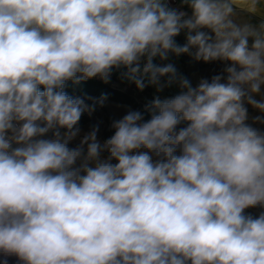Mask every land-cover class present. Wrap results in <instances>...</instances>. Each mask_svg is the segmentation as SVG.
I'll return each mask as SVG.
<instances>
[{"label": "clouds", "instance_id": "obj_1", "mask_svg": "<svg viewBox=\"0 0 264 264\" xmlns=\"http://www.w3.org/2000/svg\"><path fill=\"white\" fill-rule=\"evenodd\" d=\"M171 3L0 0V254L264 264V211L246 214L264 208V130L253 126L264 125V0ZM184 54L225 67L194 87L155 62ZM121 68L141 91H180L155 96L147 120H114L103 141L98 125L81 136L83 114L107 97L89 105L68 82Z\"/></svg>", "mask_w": 264, "mask_h": 264}, {"label": "rangeland", "instance_id": "obj_2", "mask_svg": "<svg viewBox=\"0 0 264 264\" xmlns=\"http://www.w3.org/2000/svg\"><path fill=\"white\" fill-rule=\"evenodd\" d=\"M173 7L180 8V5L176 4ZM182 10L189 11L190 13V10L187 8H184ZM176 41L178 44L183 45L186 42L185 34L181 33L179 36H177ZM155 62L158 64H164L169 62L173 63L176 66L178 73L189 79L194 87L199 83L202 78L211 79L212 76L221 74L225 67V64L223 62L214 61L205 63L203 61H196L187 54L181 55L179 57L170 55L168 61H160L159 58H157ZM164 80H166V78H162V82H164ZM150 87L152 89V96L155 97L158 95L162 99L165 97L174 96L180 91L179 86L177 84L165 87L164 90L161 92H157L155 86L150 85ZM125 90L126 89L123 88V91ZM85 93V95H80L77 93L72 95L84 98L85 102L89 105H92L94 101H98L101 98L96 93H94V95H92V93L90 92ZM134 95L137 98L136 106L120 104L117 102L110 101L108 99L104 100L103 105L97 103L95 111L91 115H89L88 113L83 114L79 122V126L81 128L80 135L83 136L84 134L89 132L92 127L98 125V139L103 141L109 138L114 133V129H112L111 127L112 122L114 120L122 118L125 114H127L128 111H140L143 113L145 120L149 119L150 114L145 110V106L148 105L152 100L145 98L144 95H141L139 90L136 91ZM249 114L250 117H254L256 115H259L260 113H258L256 110L252 109L251 106H249ZM249 122L251 123V119ZM253 126L264 130V125L255 124ZM78 143L79 138L76 141H73L72 144H70V147H74ZM261 211H264V208H250L246 210V214H251L255 217L258 216Z\"/></svg>", "mask_w": 264, "mask_h": 264}, {"label": "trees", "instance_id": "obj_3", "mask_svg": "<svg viewBox=\"0 0 264 264\" xmlns=\"http://www.w3.org/2000/svg\"><path fill=\"white\" fill-rule=\"evenodd\" d=\"M124 71L125 69L123 68L113 69L108 82H105L99 77L89 79L86 82H81L80 84H73L70 81L66 86V91L70 95L76 93L85 95V92H90L92 95L96 93L99 97L106 96V99L113 102L136 106L137 98L134 93L139 89H137L133 82L129 81L122 75ZM123 88L126 90L123 91ZM139 92L147 99H154L150 85L143 91L139 90ZM5 261L7 264H20V261L15 256H4L3 254H0V264H4Z\"/></svg>", "mask_w": 264, "mask_h": 264}, {"label": "built area", "instance_id": "obj_4", "mask_svg": "<svg viewBox=\"0 0 264 264\" xmlns=\"http://www.w3.org/2000/svg\"><path fill=\"white\" fill-rule=\"evenodd\" d=\"M176 4H178V0H172L171 6H175Z\"/></svg>", "mask_w": 264, "mask_h": 264}, {"label": "crops", "instance_id": "obj_5", "mask_svg": "<svg viewBox=\"0 0 264 264\" xmlns=\"http://www.w3.org/2000/svg\"><path fill=\"white\" fill-rule=\"evenodd\" d=\"M178 5H180V0H178Z\"/></svg>", "mask_w": 264, "mask_h": 264}]
</instances>
